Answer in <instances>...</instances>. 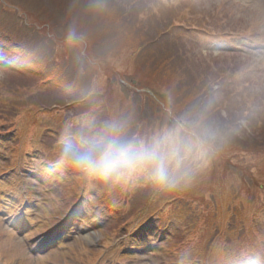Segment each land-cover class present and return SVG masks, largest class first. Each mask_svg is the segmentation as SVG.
I'll use <instances>...</instances> for the list:
<instances>
[{
  "label": "rangeland",
  "instance_id": "rangeland-1",
  "mask_svg": "<svg viewBox=\"0 0 264 264\" xmlns=\"http://www.w3.org/2000/svg\"><path fill=\"white\" fill-rule=\"evenodd\" d=\"M130 1L139 4L135 22L131 6L115 0L100 14L91 0H0V193L30 203L19 229L50 223L64 207L58 196L78 198L64 222L69 237L47 254L30 255L0 221V259L3 246L17 264H264V0ZM69 28L84 37L79 47L66 45ZM209 84L221 98L217 115L247 127L187 188L158 193L141 180L109 188L70 172L66 184L58 176L66 171H44L40 161L54 160L66 127L89 116L125 118L147 133ZM13 165L22 177H8ZM140 223L164 227L168 239L130 243L127 232ZM47 228L38 224L26 237L38 241Z\"/></svg>",
  "mask_w": 264,
  "mask_h": 264
},
{
  "label": "clouds",
  "instance_id": "clouds-1",
  "mask_svg": "<svg viewBox=\"0 0 264 264\" xmlns=\"http://www.w3.org/2000/svg\"><path fill=\"white\" fill-rule=\"evenodd\" d=\"M89 8L103 13L107 0H91ZM83 40L72 28L65 35L72 48ZM220 99L216 86L209 84L202 98L181 113L168 111L163 124L143 134L132 131L125 118L86 117L60 133L50 170L68 171L109 188L141 180L158 193L185 189L247 127L243 119L217 115ZM177 264H184V258Z\"/></svg>",
  "mask_w": 264,
  "mask_h": 264
},
{
  "label": "trees",
  "instance_id": "trees-1",
  "mask_svg": "<svg viewBox=\"0 0 264 264\" xmlns=\"http://www.w3.org/2000/svg\"><path fill=\"white\" fill-rule=\"evenodd\" d=\"M115 1H117V4H118V6H120V8H123L124 6L126 7L127 5H130L131 6V8H132V10H133V15L132 16H130V20L131 21H133V22H135L134 21V15H135V13H136V11H137V9L139 8L138 7V3H136V2H132V1H130V0H115ZM129 11V10H128ZM129 13H130V15H131V12L129 11ZM136 23H138V20L136 21ZM149 23V22H148ZM136 26H137V24H136ZM141 30L139 31L140 32V34H138V36H140V38H142V39H147V34L148 33H146L145 32V27H143V28H140ZM153 39H154V37H153ZM153 39L151 40V41H153ZM199 83H204V81H200ZM220 89H221V87H220Z\"/></svg>",
  "mask_w": 264,
  "mask_h": 264
}]
</instances>
